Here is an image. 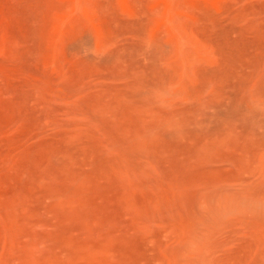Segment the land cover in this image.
<instances>
[{
	"label": "rangeland",
	"instance_id": "rangeland-1",
	"mask_svg": "<svg viewBox=\"0 0 264 264\" xmlns=\"http://www.w3.org/2000/svg\"><path fill=\"white\" fill-rule=\"evenodd\" d=\"M0 264H264V0H0Z\"/></svg>",
	"mask_w": 264,
	"mask_h": 264
}]
</instances>
